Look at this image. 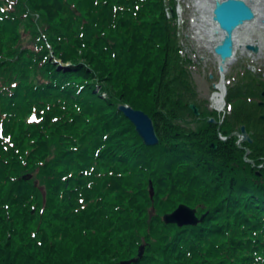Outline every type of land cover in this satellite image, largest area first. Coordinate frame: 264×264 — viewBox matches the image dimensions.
<instances>
[{
    "label": "trees",
    "instance_id": "trees-1",
    "mask_svg": "<svg viewBox=\"0 0 264 264\" xmlns=\"http://www.w3.org/2000/svg\"><path fill=\"white\" fill-rule=\"evenodd\" d=\"M176 3L0 0V264H121L141 244L130 264H264V167L245 160L264 155V77L231 79V113L210 120ZM122 102L150 114L156 145ZM181 202L204 221L166 223Z\"/></svg>",
    "mask_w": 264,
    "mask_h": 264
},
{
    "label": "water",
    "instance_id": "water-1",
    "mask_svg": "<svg viewBox=\"0 0 264 264\" xmlns=\"http://www.w3.org/2000/svg\"><path fill=\"white\" fill-rule=\"evenodd\" d=\"M76 10V8H75ZM255 16L254 8L247 0H214L212 19L218 22L220 29L223 30V37L213 47L214 52L220 58V70H225V63L234 54L235 40L234 34L238 26L249 21ZM248 49L258 51V46L254 43L247 44ZM264 94V92H263ZM264 104V102H261ZM190 107L193 108L195 114H199L200 110L194 102H191ZM119 111H123L133 124H135L136 131L143 138L145 144L156 145L159 141L158 133L155 130V125L152 117L145 111L134 106L122 102L118 106ZM264 117V115H262ZM212 121L217 119L211 117ZM241 132L243 139L253 141L251 131H248L246 125H241ZM217 147L218 143H212ZM261 174L259 169L256 171ZM32 174L25 173L24 178H30ZM151 195L155 192L152 180H150ZM208 211L200 216L197 215V208L191 207L188 204L181 202L174 210L164 214L163 218L167 223L175 222L179 226L185 224H197L204 220V216ZM145 244L139 247L138 257L129 258V260H121V264H129L131 261H137L143 255Z\"/></svg>",
    "mask_w": 264,
    "mask_h": 264
},
{
    "label": "rangeland",
    "instance_id": "rangeland-1",
    "mask_svg": "<svg viewBox=\"0 0 264 264\" xmlns=\"http://www.w3.org/2000/svg\"><path fill=\"white\" fill-rule=\"evenodd\" d=\"M166 2H168V0H165ZM190 0H181V2H177L175 6L177 9V24H180L179 26V31H177V36L179 33V36H181L183 34V36H187V42L188 44H186L188 46V49L192 52H196L199 55L204 54L205 52L203 50H201V48H199L198 46V41H194L193 39H191L190 35L192 33L191 30H193V25L192 22L193 20L189 17L194 16V9L191 8V6H189V2ZM201 0H199L200 2ZM209 2V1H208ZM207 3V2H206ZM209 5V3H208ZM207 5V9H204V13L203 12H199V11H195V14L197 15L198 13L199 15V24L203 23V18L205 17V12H209V8ZM202 7V6H201ZM167 9V8H166ZM169 11V10H167ZM170 13V12H169ZM197 22H195L194 25L198 24ZM196 28V27H195ZM197 29V28H196ZM239 40L240 42H246L250 39H255L256 37L260 39V46L261 49L263 51H260L259 53H256L254 51H250L245 49L244 47H241L238 45L237 47V52L235 54V59L233 60V62L231 64H229V66L227 67V71H226V83H228V81H230V79L238 76V78L243 74V72L245 71L246 68L249 67L250 65V69H252L251 66L254 67V69L256 70H261L262 72H264V27H260V26H251L248 28H243L241 29V31L239 32ZM245 40V41H242ZM203 42H205L204 40H202ZM177 42H179L180 45H183V38H180ZM249 43H255L256 42H249ZM258 46V45H257ZM259 47V46H258ZM198 51V52H197ZM259 54V55H258ZM206 55H208V61L204 62V59H197V70L196 71H189L190 75H191V83L193 86L196 87L197 91H198V95L197 97H199L200 100L205 99L206 100V104L209 108H214V100L211 96L212 92L215 90V87L213 85V82H216L217 80H219L220 74L219 73V63L218 60L214 57V55L212 54H208V52L206 51ZM210 72H213L215 74V76H211ZM252 72V71H251ZM254 72V71H253ZM256 74H258L257 72H254ZM264 92V90H263ZM262 100V98H257ZM263 101V100H262ZM246 156V155H245ZM151 195V194H150ZM153 196V195H151ZM140 247V246H139ZM139 252V250H138Z\"/></svg>",
    "mask_w": 264,
    "mask_h": 264
},
{
    "label": "bare ground",
    "instance_id": "bare-ground-1",
    "mask_svg": "<svg viewBox=\"0 0 264 264\" xmlns=\"http://www.w3.org/2000/svg\"><path fill=\"white\" fill-rule=\"evenodd\" d=\"M209 1V2H208ZM249 4H251L254 8V11H255V18L249 20V21H246L245 23L241 24L240 26H238L235 30V34H234V40H235V47H234V54L230 57V59L228 61H226V63L224 65H226V69L224 71L221 72V74H223V78L218 80L216 82V90L217 92H215L212 96L214 97V101L216 103V105L218 107L221 108L222 104H223V99L225 98L224 96V90H225V75H226V71H227V67L229 66V64H231L233 62V60L235 59V54H236V50H237V47L238 45L241 46V47H244L247 43L249 42H256L257 45L259 46V50L260 51H263L261 49V46H260V39L259 38H255V39H250L246 42H240L239 40V32L241 31V29H245V28H248V27H251V26H264V0H247ZM207 2V3H206ZM213 0H201L200 1V6H202L203 9H207V5H208V8H209V12H205V17L203 18V23L202 24H197L196 26L197 29L199 30H204V31H209V36L210 38L212 39H216L219 37V35L215 34L214 33V24L211 22V19H210V14H211V8H210V5L212 4ZM205 3V4H203ZM203 4V5H202ZM200 21V20H199ZM242 41H245V40H242ZM252 44V43H251ZM261 53V52H260ZM259 55V54H258Z\"/></svg>",
    "mask_w": 264,
    "mask_h": 264
}]
</instances>
